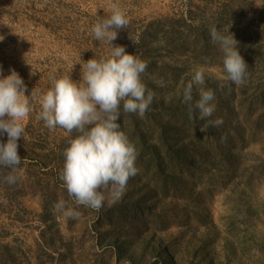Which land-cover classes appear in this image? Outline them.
Instances as JSON below:
<instances>
[{
    "label": "rangeland",
    "instance_id": "374dc122",
    "mask_svg": "<svg viewBox=\"0 0 264 264\" xmlns=\"http://www.w3.org/2000/svg\"><path fill=\"white\" fill-rule=\"evenodd\" d=\"M191 1L0 0V65L5 75L14 68L22 76L28 90L26 94L32 90L37 93L25 122L26 129L33 122L38 129L35 134L48 132L44 121L39 119V95L49 90L53 77L72 74L74 79H79L80 63L90 59L93 52L97 56L107 54L109 46L95 41L91 29L110 12L113 4L125 10L128 25L132 23L120 30L114 41L129 52L137 45L140 30L154 19L189 17V10L200 8L198 13L203 10L205 21L220 25L217 12L224 4L231 5L237 11L236 17L223 25L222 30L235 34L240 41L241 54L247 56L249 71L243 85L223 80L219 49L220 54L204 51V63L196 59L199 57L196 54L177 56L168 50L151 54L157 60L164 58L166 62L183 64L186 70L182 72V83L191 79L195 67L203 66L207 74L206 87L215 90L216 111L212 119L219 117L224 123L218 128L209 127L206 132L201 129L208 120L199 119L200 122L186 125L180 135L184 141H174V144L181 146L187 142L190 145L191 142L190 148L203 145L204 158L210 154V161L204 166V172L198 173L193 160L189 159L192 167L188 170H192V174L187 178L185 190L174 198H163L160 192L153 202L155 215L149 220L154 231L166 227L156 235L157 243L169 245L181 263L210 264L212 260H219L232 264H264V0ZM127 127L125 125V129ZM49 131L53 138L66 135L59 127ZM203 132V141H197ZM66 147L67 144L58 141L51 144L45 151L50 154L49 160L38 163L35 177L30 174L31 181H46L36 196L25 199L27 212H14L10 217L0 214V224L12 233L6 241L17 249L14 254L17 264H94L98 255L110 247L106 241L103 246H97L99 229L95 228V223L102 208L92 210L80 206L78 220L52 211L54 203L60 199L76 207L60 179L64 163L61 152ZM220 147L224 150L228 147L234 153L239 165L236 172H231L224 162L215 158ZM185 150L187 155L189 150ZM32 162L26 161V172ZM111 205L106 200L104 206ZM54 224L55 228L47 230ZM44 230L55 235V247L45 243ZM126 232L129 235L132 231ZM68 248L73 255L62 261ZM132 250H136L138 257L142 252L139 244ZM144 253L145 263L160 258L147 249Z\"/></svg>",
    "mask_w": 264,
    "mask_h": 264
},
{
    "label": "clouds",
    "instance_id": "9594fccd",
    "mask_svg": "<svg viewBox=\"0 0 264 264\" xmlns=\"http://www.w3.org/2000/svg\"><path fill=\"white\" fill-rule=\"evenodd\" d=\"M128 23L125 10L113 4L91 29L95 41L109 46L107 54L97 56L93 52L90 59L80 63L79 79L72 74L53 77L49 90L39 95V119L49 130L59 127L70 134L63 150L60 179L76 207L60 199L52 208L54 214L65 218L78 220L80 206L100 210L106 200L111 204L119 202L129 179L138 174L137 149L121 128V110L143 117L155 93L143 80L148 62L124 45L114 44ZM209 34L222 54L223 80L243 85L249 68L241 54L240 41L230 30L225 32L215 26ZM206 75L203 66L195 67L182 92L190 114L198 112L199 119L208 120L201 129L204 132L224 123L222 118L212 119L216 96L215 90L206 87ZM27 91L24 79L14 68L5 75L0 65V137L7 136L6 142L0 139V183L7 185L21 179L18 141L25 137V122L37 99L36 92L26 94Z\"/></svg>",
    "mask_w": 264,
    "mask_h": 264
},
{
    "label": "trees",
    "instance_id": "16d2710c",
    "mask_svg": "<svg viewBox=\"0 0 264 264\" xmlns=\"http://www.w3.org/2000/svg\"><path fill=\"white\" fill-rule=\"evenodd\" d=\"M221 9L217 12L220 25L205 21L203 10L199 14L200 8H198L197 11L189 10V17L168 16L164 19H154L140 30L139 41L133 52L140 54V57L148 62L143 80L147 88L155 93V98L143 117L134 113H124L121 110L119 121L121 128L137 149L138 174L135 180L134 177L129 179L126 192L119 202L104 206L98 212L99 218L95 223V228L99 229L96 237L97 246H103L102 243L106 241L110 247L98 255L99 258L94 264H128L127 262H131L129 264H197L181 263L169 245H158L156 235L160 231H165L166 227L154 231L150 225L149 217L153 218L156 211L153 202L160 192L163 198L164 196L174 198L187 184V178L192 174V170H188L192 167L189 159L193 160L192 163L198 173H203L204 166L207 167L210 161V154L206 159L204 158L203 145L190 148L191 142L190 145L187 142L181 146L174 144V141H184L180 139V135L186 125L200 122L199 113L190 114L188 106L183 102L182 92L186 83H182L180 79L186 68L179 62H166L164 58L157 60L151 54L159 53L160 50H168L177 56H186L187 53L196 54L199 56L196 59L200 58L201 63H204V51L208 53L213 50L216 54H220L217 52L218 46L211 42L209 30L213 26L222 30L223 25L236 17L237 12L229 4H224ZM243 57L246 60L245 54ZM34 114H36L35 110ZM125 125L128 126L126 129ZM37 130L32 122L29 129H26L24 139L18 141V153L22 158V164L18 169L21 179L15 185L0 183V214L10 217L14 212L18 214L27 212L25 199L30 195L36 196L39 187L46 181L43 179L31 181L30 174L35 177L38 163L49 160L50 154L45 151L49 150L51 144L58 141L68 145L70 134L67 132L66 135L53 138L49 130L35 134ZM200 136L197 137V141L202 142L204 132L200 133ZM0 139L6 142V134ZM185 148L189 150L187 155ZM61 153L63 156V151ZM215 158L224 162L231 172L239 169L238 161L228 147L225 150L220 147ZM27 160L33 162L26 172ZM44 208L47 209V206ZM56 226V224L50 225L47 230H52ZM128 229L132 231L129 235L126 232ZM47 230L42 233L45 243L49 247H55V235L47 234ZM11 234L10 230L0 224V264H17L14 255L17 249L11 242L6 241ZM137 244L142 251L139 257L136 255V250H132ZM146 249L150 253H157L160 258L145 263ZM68 251L62 261L73 255L71 248H68ZM210 264L232 263L212 260Z\"/></svg>",
    "mask_w": 264,
    "mask_h": 264
}]
</instances>
